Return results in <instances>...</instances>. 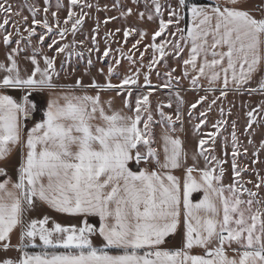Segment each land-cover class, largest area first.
Masks as SVG:
<instances>
[{"label": "snow or ice", "instance_id": "6c2138e0", "mask_svg": "<svg viewBox=\"0 0 264 264\" xmlns=\"http://www.w3.org/2000/svg\"><path fill=\"white\" fill-rule=\"evenodd\" d=\"M42 3L0 0V264H264V0ZM118 18L136 22L101 49ZM229 95L261 98L245 105L251 152Z\"/></svg>", "mask_w": 264, "mask_h": 264}, {"label": "rangeland", "instance_id": "374dc122", "mask_svg": "<svg viewBox=\"0 0 264 264\" xmlns=\"http://www.w3.org/2000/svg\"><path fill=\"white\" fill-rule=\"evenodd\" d=\"M10 2H12L13 5L15 6L17 4H23L24 0H10ZM50 2H51V4L54 5L56 3V0H50ZM62 2L63 3H67V0H62ZM91 2L95 4L97 2V0H91ZM120 2L121 3H129L130 4V0H120ZM37 3H39L41 5V7L43 6L42 0H37ZM111 3H112V0H100V4L102 6L104 4L111 5ZM24 14L30 16V13L26 9L24 10ZM62 15H66V12L62 13ZM93 16L94 17H99V19L101 21H103L106 17H111V16L119 17V12L116 11V10H112V11H109V12H104V11L95 12V11H93ZM133 22H136L135 18H132L127 23H125V21L122 18H118L117 20L110 21L107 24V26H105L103 23H101V25H100V35L98 37V39L101 42L100 43L101 49H103V47H104V33H105V31H108V30H113L114 31L115 28H117V27L129 26ZM138 23H140V26L142 28L154 29L156 27L154 24H151V22H147V21L138 22ZM94 27H95L94 22L92 20H88L86 22L85 26H84L83 35L78 34L77 35V39L78 40L82 39L84 35L90 34L91 30ZM68 39L71 40L72 39L71 36H69ZM115 39L118 40V41H123L122 33L117 34ZM129 41L130 42H129L128 47H130L131 38H129ZM111 46H112L113 49H117V48L123 47L124 45L122 43H119V44L112 43ZM86 47H87V44L85 45V48L83 49L84 52H85L84 58H77V57L73 56L71 58V60L68 61V64L65 65L66 67H68V65H71L73 68H75L76 69V73H75L76 75H82L85 72V69L87 67L86 59H87V55L88 54H87V51H86ZM77 50L80 51L81 49L78 48ZM125 50H127V49L125 48ZM49 54H51V53H49ZM114 54L119 56L118 52H116ZM3 56H4V48H3L2 45H0V59H2ZM92 59H93L94 62L97 60V57H96L95 54H93ZM110 62H111V57L106 58L103 61L96 62L94 64V66L90 69L91 75L95 76L98 80L103 81L104 77L101 76L98 73L97 69L103 67V68H105V71H106V65H107V63H110ZM58 63H59V61H58ZM125 65H127L126 61H125ZM84 79H85V82H88V77L87 76H85ZM153 82L154 83L156 82L155 77H153ZM184 83H185V86H186L187 82H184ZM166 92H167V90H164V92L158 94L159 97L165 103L167 102V96L165 95ZM201 94H203V93H201ZM181 95L184 96V98H185V100L187 102L186 105L184 106L185 110L187 109V105L195 102V100L197 98V94L193 93V92H183L182 91ZM217 95H218V93H217ZM260 99L261 98L259 96L249 97L247 95H245V96L229 95L228 99L223 101V107L225 108L226 114H227V110L229 108H232V111H233L232 119L237 121L239 139L244 145L249 147L250 152H251L252 146L248 145V138L249 137H248L247 134H242L244 132V128L246 126V117L244 116V112L247 111V108L245 107V105L250 103L253 107H255L259 103ZM233 104L235 105V107H233ZM174 107H175V102H174ZM209 117H210V120L213 121V122L216 119L219 118V113H218V110H217L216 106H213V111L209 114ZM196 122H197L196 120H193L191 122V124H186V126H185L187 131H188V137H189V143L187 145L189 151H191L195 147V138L192 135L191 129H192V126ZM254 127L256 128V131L259 132L258 126H254ZM210 130H211L210 126L208 128H204L203 129L204 132H208ZM221 131H222L223 135L218 137V141L219 142H218V146H217V154L218 155H222L223 154V151H224L223 140H224V137H228V146H227L226 150L228 152L229 165H226V167L230 168V160H231V138H230V132H231V128L228 127L226 131L224 129H222ZM252 138L254 140H256L257 142H259V140H260V136L259 135H254ZM240 159H241L242 163L247 164L249 162V160L251 159V157L250 156L241 157ZM260 159L264 160V154H261ZM255 167L264 168V165L257 164V165H255Z\"/></svg>", "mask_w": 264, "mask_h": 264}, {"label": "crops", "instance_id": "0c3cea01", "mask_svg": "<svg viewBox=\"0 0 264 264\" xmlns=\"http://www.w3.org/2000/svg\"><path fill=\"white\" fill-rule=\"evenodd\" d=\"M117 105H119V101H117ZM14 242H15V239H14Z\"/></svg>", "mask_w": 264, "mask_h": 264}]
</instances>
